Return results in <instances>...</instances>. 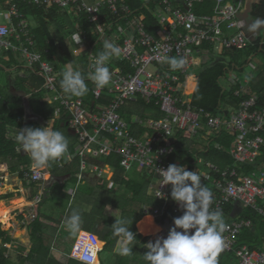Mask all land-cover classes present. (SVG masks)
Returning a JSON list of instances; mask_svg holds the SVG:
<instances>
[{"label":"built area","instance_id":"2783aa9c","mask_svg":"<svg viewBox=\"0 0 264 264\" xmlns=\"http://www.w3.org/2000/svg\"><path fill=\"white\" fill-rule=\"evenodd\" d=\"M17 1L84 14L96 27L103 42L110 41L120 47L121 54L111 58L107 64L112 73L110 83L102 88L92 84L94 100L90 109L82 98H68L58 91L55 63L43 59L39 52L31 49L34 40ZM202 1L161 0L154 10L149 11L158 23L153 34L147 28L145 15L134 14L126 0H5L7 8L1 9L0 15L6 13L7 23L0 24V51L17 53L42 76L46 90L42 101L57 104L54 117L44 123L50 121L52 126L61 110L68 111L67 127L74 135L75 142L73 150L68 148L62 157L56 159V164L61 167L65 162L80 158V172L76 174L78 181L86 169L98 176L106 172L96 164H87L85 156L99 158L116 153L124 169H129L136 162L156 175L149 185L152 195L161 201V205H145L144 212L151 211L155 218L167 210L181 216L183 209L169 197L171 185H159L161 177L157 172L168 167L164 163V156L172 151L171 137L183 131L192 137L200 136L207 140L210 133L224 131L232 137L229 147L232 164L222 170L210 164L215 171L212 175L206 171L199 172L202 183L206 187L208 184L207 188L213 194L210 210H220L224 215L225 207L234 204L242 209H251L264 220V170L258 167L244 172L241 168L245 164H256L264 152V87L258 93H251L254 72L261 70V64H249L251 69L248 71H233L227 75L225 89L232 91L236 98H241L239 105L227 116L203 108L193 110L190 106V94L197 84L194 67H201L210 59V55L217 57L223 48L240 50L247 47L254 36L246 31V22L241 15L242 0H215L212 15H197L194 6ZM102 8H106L116 21L122 22V25L118 23L116 31L108 28L110 33L107 34V29L99 23ZM203 43L209 44L212 49L201 48ZM215 45L218 48H214ZM77 46L82 52L86 51L87 45L82 40ZM77 52L80 50L76 49ZM181 56L186 62L179 70H172L162 59ZM90 63L91 60L89 69ZM149 66L153 69L149 70ZM182 74L188 75L184 85L181 82ZM190 76L194 77V88L186 93ZM104 94L109 98L108 102L100 101ZM139 98L146 104H153L163 117L154 118L151 112H146L149 115L147 118L137 114L131 116L129 121L123 118L119 113L121 107ZM131 125L143 129L140 137L132 135ZM179 162L180 159H177L173 164ZM201 163L199 158L197 164ZM183 166L187 169L186 164ZM23 177L26 181L44 183L48 172L46 167L37 169L31 165L23 172ZM159 191L162 196H158ZM34 200L35 203L39 202L40 194ZM225 224L222 249L217 256L233 253L235 264H264V245L251 248L246 243L237 242L244 229L252 228L251 220L235 218L225 221Z\"/></svg>","mask_w":264,"mask_h":264},{"label":"trees","instance_id":"16d2710c","mask_svg":"<svg viewBox=\"0 0 264 264\" xmlns=\"http://www.w3.org/2000/svg\"><path fill=\"white\" fill-rule=\"evenodd\" d=\"M160 1L126 0L134 14L145 15L147 28L152 32L156 30L158 23L149 11L154 10ZM17 2L18 9L28 24L34 40V46L31 49L39 52L43 59L48 61L57 60L59 56L63 65L71 62L74 69L87 77V73L91 71L89 54L98 55L103 50L104 44L100 34L96 32V27L90 24L87 17L55 6L36 7L21 1ZM213 4L212 0H204L194 7L195 12L212 14ZM0 6L7 8L5 0H0ZM58 15H64L65 19L59 21ZM252 16L264 19V0L252 7ZM99 23L107 29V34L110 33L108 28L116 31L118 23L122 25V22L116 21L106 8H102ZM75 32H80L81 40H85L87 44L85 52L76 53L78 48L71 40ZM200 47L212 49V46L207 43H203ZM240 52H245V55L251 58L239 60L237 54ZM255 55L260 58L253 61L252 57ZM209 58L201 67H194L197 84L193 93L190 94V106L193 110L203 108L211 113L221 112L227 116L241 101V98L232 95V91L225 89L224 82L227 75L233 71H246V67L251 69V65H257V62L261 64L259 66L261 70L254 72L251 93H258L264 87V32L258 38L251 40L244 49L223 48L217 57L210 55ZM116 64L120 63L116 62ZM63 65L56 64L55 67L58 71L56 84L58 91L61 92L63 91L60 87V79L65 70ZM187 76V74L181 75L183 85ZM85 82L88 83L89 79L86 78ZM92 84L89 85L86 94L80 96L89 109L93 106L94 100ZM44 95L43 78L36 68L28 66L17 53L0 51V172L7 170L10 174L17 175L24 185L31 187L33 191L30 201L41 189V200L33 205L34 217L27 225H24L29 232V246L13 237L8 229H2L0 225V264H87L80 260L91 264H104L98 260L99 250L109 254L111 260L114 259V264H146L143 254L147 251L145 245L148 237L137 232L136 224L144 215V205L153 207L161 205V201L155 199L149 189L150 181L156 179L153 171L141 168L139 178L133 179L120 165L118 154L112 153L99 158L85 156L84 160L87 164H96L111 171L110 174L106 173V176L101 175L95 183L87 178L83 171L84 177L77 185L73 196L68 190L77 184L76 174L80 170L78 157L65 162L61 167L56 164V159L49 161L46 169L53 181L45 183V186L44 183L24 179L23 172L32 162L30 157L20 150L16 135L21 128L44 127L46 126L44 122L54 117L57 104L50 105L42 102L41 98ZM65 95L68 98H78ZM108 99L104 94L100 101L108 102ZM129 103L132 110L122 113L123 118L128 121L135 114L147 118L146 112H151L155 118L163 117L153 104H146L140 98ZM30 116L40 119L31 120ZM69 116L68 111L61 110V114L54 120L52 127L55 130L64 131L68 148L72 151L75 137L71 133L68 134ZM142 132L144 131L141 127L131 125L132 135L140 137ZM231 140L232 137L224 131L210 133L207 140L178 131L174 137H171L170 146L173 148L170 154L164 156V163L168 166L178 158L180 159L178 164H186L187 170L206 171L212 175L215 171L210 164L216 165L221 170L232 164L229 154ZM199 158L202 160L201 165L197 164ZM258 167L264 170V152L256 164H245L241 168L246 172ZM84 205L88 206V209H84ZM73 209L78 210L82 218L77 238L69 233L65 224L66 216L70 215ZM178 216L167 210L157 218L158 225L169 230L173 227V218ZM223 217L225 221L235 218L251 220L252 228H246L241 232L237 240L238 244L246 243L251 248L264 245V220L251 209H242L238 205L229 204L225 207ZM116 219L127 221V226L136 235V239L130 245L133 248L132 254L128 256L118 255L114 251L117 247V238L113 235L111 225ZM64 230L66 234H61ZM67 245H70V248ZM67 248L69 252H66ZM54 249L57 251L53 252ZM216 261L217 264H235L233 253L219 255ZM110 264H113V261Z\"/></svg>","mask_w":264,"mask_h":264},{"label":"clouds","instance_id":"9594fccd","mask_svg":"<svg viewBox=\"0 0 264 264\" xmlns=\"http://www.w3.org/2000/svg\"><path fill=\"white\" fill-rule=\"evenodd\" d=\"M248 30L253 36L264 32V19L251 20ZM71 40L75 46L79 45L81 43L80 32L73 33ZM77 48L80 47L77 46ZM79 50L81 51V49ZM120 54L121 49L117 44L105 41L103 50L98 55L92 56V54H89L91 71L87 73V77L79 70L74 69L71 62L65 64V70L62 72L60 79L62 91L69 96H83L88 91L86 78L90 79L98 88L108 85L112 79V73L107 64L111 58L118 57ZM162 59L168 63L172 70L182 69L186 62L182 56L164 57ZM53 62L56 67L58 63L56 60ZM56 72L58 73L57 70ZM44 96H46V90ZM47 124L44 127L21 128L16 135L20 150L30 157L31 165L37 169L45 168L49 161L62 157L68 150L66 136L61 131L55 130L49 123ZM104 169L108 170V168ZM157 172L161 177L159 185H171L170 197L180 205L183 214L173 218V227L169 229L166 237H158L155 241H149L145 245L147 251L143 254V258L146 264H217L216 257L222 249V234L226 224L222 211L210 210L213 203V194L202 183L201 174L199 171H190L185 166L178 164H169L166 169L161 168ZM88 173L90 172L88 171ZM82 179L80 181L77 179V184ZM72 190L71 196L75 192V189ZM39 194L41 198V189L37 195ZM162 195L159 191L158 196ZM146 214L153 216L151 211L144 212V215ZM153 218L155 219L154 216ZM148 219L150 220L151 217H148ZM65 224L70 233H77V238L82 224L79 211L73 209L71 214L66 216ZM111 228L113 235L117 238V247L114 251L121 256L132 254L133 248L130 245L136 239V235L127 226V221L116 219Z\"/></svg>","mask_w":264,"mask_h":264},{"label":"rangeland","instance_id":"374dc122","mask_svg":"<svg viewBox=\"0 0 264 264\" xmlns=\"http://www.w3.org/2000/svg\"><path fill=\"white\" fill-rule=\"evenodd\" d=\"M1 9H3L2 8V6H0V10ZM195 11H196V9H194ZM197 11H198V7H197ZM200 12H204V11H200ZM6 17H7V15H6V13H4L3 12V14L2 15H0V24H6L7 23V20H6ZM58 19H59V21H62V20H64L65 19V16L64 15H58ZM250 24V23H249ZM248 24V25H249ZM148 25H150V23H148ZM247 25V26H248ZM64 32V31H63ZM153 34H155V32H153ZM259 35H262L263 34V32H260V33H258ZM214 48H218V46H213ZM237 56H238V59L239 60H247V59H249V58H251V56L250 57H248L247 55H245V52H240V53H238L237 54ZM253 59V61L254 60H256V59H258V58H260L259 56H257V55H255L254 57H252ZM57 62V61H56ZM59 64V63H58ZM258 66L260 65L259 64V62H257L256 63ZM60 65H63V63L61 62L60 63ZM65 65H63L62 67H64ZM148 69L149 70H152L153 69V67L152 66H149L148 67ZM249 70V67H246V71H248ZM194 78V77H193ZM189 80V79H188ZM87 84V88L89 87V85H91L92 84V81L89 79V82L88 83H86ZM186 93H190V92H187L186 91ZM131 107H130V103H129V101L128 102H126V104H124L122 107H121V109H120V111H119V113H120V115L122 116V113L123 112H125V111H129V110H132V109H130ZM145 115H147L146 113H145ZM148 117H149V115H147ZM151 116H152V114H151ZM123 117V116H122ZM153 117V116H152ZM155 118V117H154ZM49 123V125L51 126V124H50V122H48ZM48 125V124H47ZM46 125V126H47ZM61 132L63 133L64 131L63 130H61ZM68 134H70V132L68 131ZM72 135V134H71ZM196 139V138H195ZM177 159L178 158H176L175 159V161H177ZM110 171L111 170H107L106 169V173L107 174H110ZM126 171H128L127 173H128V175L131 177V178H133V179H138L139 178V176H140V172H141V167L138 165V163H136V162H133L132 164H131V166H130V168L129 169H127ZM4 172H7V170H4L3 172H1L0 173V178L2 179V177H4L3 176V173ZM85 173H86V175H87V178H89V179H91L92 180V182L93 183H95L96 182V179L98 180L100 177H97L98 175H96V174H92V173H88V170H85ZM1 175H2V177H1ZM104 176H106V174L104 175ZM49 177H50V175H49ZM77 185L78 184H76L73 188H71V189H76L77 188ZM69 186H71V185H69ZM40 200H41V198H40ZM35 204V200L32 202V203H29L28 205H26V204H23V205H21V206H19L20 208L19 209H17V210H15V212H17V211H20V214L18 215V214H15V213H11L9 216H10V220L7 222V223H1L0 222V225H1V227H2V229H8L9 231H10V233L12 234V236L13 237H15V238H17V239H19L21 242H23V243H26V244H28L27 242V237L29 236L28 234H29V232H28V230H27V228L25 229V227H24V225H27V223H29L31 220H32V215H33V205ZM84 207V209H88V206H86V205H84L83 206ZM2 210H0V212H1ZM11 212V211H10ZM2 213V212H1ZM158 218V217H157ZM157 218H155L154 219V222L156 223V224H159L158 222H159V219H157ZM143 219V218H142ZM67 230V229H66ZM168 231L169 230H167V229H164V228H161V231H159V233L158 234H156L155 236H149V235H144V234H142L141 232H140V234L142 235V236H147L148 237V240H147V242H146V244L149 242V241H155L158 237H166L167 236V234H168ZM68 232V231H67ZM70 233V232H69ZM61 234H66V231L64 230V231H62L61 232ZM75 236L77 235V233H75L74 234ZM104 245V244H103ZM69 248H70V245H67ZM69 248H67V249H65L66 250V252H69ZM97 256H98V259H99V261L101 262V263H104V264H110L112 261H113V264H114V259L112 258V260H111V257H110V255L109 254H107V253H105V252H98L97 253Z\"/></svg>","mask_w":264,"mask_h":264},{"label":"crops","instance_id":"0c3cea01","mask_svg":"<svg viewBox=\"0 0 264 264\" xmlns=\"http://www.w3.org/2000/svg\"><path fill=\"white\" fill-rule=\"evenodd\" d=\"M204 1V0H203ZM234 1V0H232ZM263 0H242V4H241V15L242 17L245 19L246 25V31L248 32V34L251 36V33L248 30V24L251 23V20H255L257 18H254L252 16V7L255 4L260 3ZM212 2L215 4V0H212ZM201 3V2H200ZM200 3H196L195 6L197 4ZM214 4H213V8H214ZM194 6V7H195ZM195 9V8H194ZM195 11V10H194ZM196 13V12H195ZM197 15H212L213 14V10H212V14H198ZM260 35L256 34L254 36V38H258ZM253 38V39H254ZM57 63L62 62L61 57H57ZM244 72V71H243ZM191 77V76H190ZM188 83V81H187ZM43 85H44V80H43ZM187 87V86H186ZM194 88V87H193ZM192 92V91H191ZM138 115V114H137ZM3 172V171H2ZM1 173V172H0ZM50 175V177H49ZM3 176L1 175L2 179L0 178V210H2L0 212V222L4 223L3 221V217L6 215L7 216V221L6 223L10 220V214L11 213H15V214H20V211L15 212V210L19 209L21 205L26 204L28 205L29 203H32V201L29 200V198L32 195V191L33 189L27 185L23 184V181L15 174H10L8 171L3 173ZM53 178H51V174L48 173V178H46L45 182H44V186L46 184H48L49 182H52ZM63 179V178H62ZM46 183V184H45ZM70 193L73 192V190L71 188H69L68 190ZM11 211V212H10ZM153 217V216H152ZM143 218V217H142ZM141 218V219H142ZM154 220V218H153ZM139 222V221H138ZM137 222V223H138ZM5 224V223H4ZM25 227V226H24ZM161 227V226H160ZM162 228V227H161ZM26 229V227H25ZM64 229V228H63ZM136 229H137V224H136ZM80 232V231H79ZM29 235V234H28ZM27 243H24L26 246L30 245V238L29 236L27 237ZM57 251L56 249L53 250ZM61 254H65V253H61Z\"/></svg>","mask_w":264,"mask_h":264},{"label":"bare ground","instance_id":"6f19581e","mask_svg":"<svg viewBox=\"0 0 264 264\" xmlns=\"http://www.w3.org/2000/svg\"><path fill=\"white\" fill-rule=\"evenodd\" d=\"M193 87H194V81H193V77L191 76L189 77L186 91L191 92L193 90ZM148 217H151V219L149 220ZM3 221L4 223H6L7 221L6 215L3 217ZM137 231L139 233L141 232L144 235L155 236L156 234L159 233V231H161V227L154 222L152 215L146 214L143 216V219H141L137 223Z\"/></svg>","mask_w":264,"mask_h":264},{"label":"water","instance_id":"95a60500","mask_svg":"<svg viewBox=\"0 0 264 264\" xmlns=\"http://www.w3.org/2000/svg\"><path fill=\"white\" fill-rule=\"evenodd\" d=\"M138 232V231H137ZM139 233V232H138Z\"/></svg>","mask_w":264,"mask_h":264}]
</instances>
